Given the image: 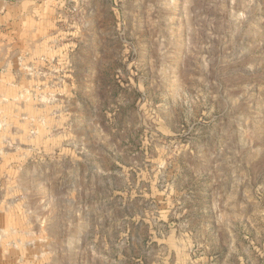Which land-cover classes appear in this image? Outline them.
<instances>
[{
	"label": "rangeland",
	"instance_id": "374dc122",
	"mask_svg": "<svg viewBox=\"0 0 264 264\" xmlns=\"http://www.w3.org/2000/svg\"><path fill=\"white\" fill-rule=\"evenodd\" d=\"M0 264H264V0H0Z\"/></svg>",
	"mask_w": 264,
	"mask_h": 264
}]
</instances>
